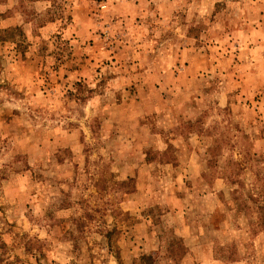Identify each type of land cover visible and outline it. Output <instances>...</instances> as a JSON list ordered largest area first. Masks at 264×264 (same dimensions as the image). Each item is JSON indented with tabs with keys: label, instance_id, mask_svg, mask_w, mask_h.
<instances>
[{
	"label": "clouds",
	"instance_id": "9594fccd",
	"mask_svg": "<svg viewBox=\"0 0 264 264\" xmlns=\"http://www.w3.org/2000/svg\"><path fill=\"white\" fill-rule=\"evenodd\" d=\"M0 264H264V0H0Z\"/></svg>",
	"mask_w": 264,
	"mask_h": 264
}]
</instances>
